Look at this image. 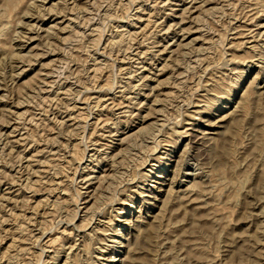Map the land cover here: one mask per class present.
I'll return each mask as SVG.
<instances>
[{
  "label": "rangeland",
  "instance_id": "374dc122",
  "mask_svg": "<svg viewBox=\"0 0 264 264\" xmlns=\"http://www.w3.org/2000/svg\"><path fill=\"white\" fill-rule=\"evenodd\" d=\"M8 1L0 264H264V0Z\"/></svg>",
  "mask_w": 264,
  "mask_h": 264
},
{
  "label": "bare ground",
  "instance_id": "6f19581e",
  "mask_svg": "<svg viewBox=\"0 0 264 264\" xmlns=\"http://www.w3.org/2000/svg\"><path fill=\"white\" fill-rule=\"evenodd\" d=\"M9 1H10V0H9ZM9 1H8V2H9ZM16 4H17V3H16ZM9 5L11 6L12 4L10 3ZM30 6H31V5H30ZM14 7H15V6H14ZM8 8H9V7H8ZM10 8H13V7H10ZM15 8H16V7H15ZM15 8H14V9H15ZM10 11H11V10H10ZM12 11H14V10H12ZM12 11H11V12H12ZM5 15H6V14H5ZM7 15H8V14H7ZM7 15H6L5 17H7ZM3 16H4V15H3ZM3 16H2V17H3ZM8 16H9V15H8ZM24 16H25V15H24ZM2 17H0V18H2ZM4 19H5V18L3 17L2 19H0V21H2V20H4ZM2 28H3V27H2ZM238 31H239V30H238ZM250 39H251V38H250ZM242 40H243V39H242ZM119 41H120V40H119ZM119 41H118V42H119ZM247 43H248V42H247ZM118 44H119V43H118ZM260 58H261V57H260ZM259 60H260V59H259ZM263 61H264V60H263ZM175 91H176V90H175ZM156 103H157V102H156ZM62 123H63V122H62ZM67 136H68V135H67ZM143 141H144V140H143ZM52 144H53V143H52ZM137 146H138V145H137ZM135 147H136V146H135ZM138 152H139V151H138ZM55 159H56V158H55ZM49 160H50V159H49ZM56 160H57V159H56ZM145 161H146V160H145ZM99 162H100V161H99ZM66 172H67V171H66ZM113 178H114V177H113ZM119 178H120V177H119ZM121 184H122V183H121ZM63 191H64V190H63ZM97 198H98V197H97ZM104 199H105V198H104ZM97 200H98V199H97ZM91 220H92V219H91ZM54 252H55V251H54ZM55 253H56V252H55ZM53 254H54V253H53ZM56 254H57V253H56ZM55 258H56V257H55ZM112 259H113V258H112ZM52 260H53V259H52ZM110 262H111V261H110Z\"/></svg>",
  "mask_w": 264,
  "mask_h": 264
}]
</instances>
